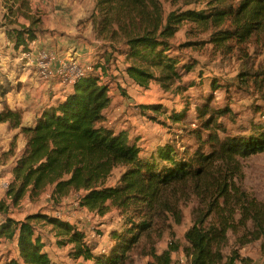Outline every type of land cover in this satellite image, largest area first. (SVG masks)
Segmentation results:
<instances>
[{
    "label": "trees",
    "instance_id": "1",
    "mask_svg": "<svg viewBox=\"0 0 264 264\" xmlns=\"http://www.w3.org/2000/svg\"><path fill=\"white\" fill-rule=\"evenodd\" d=\"M184 1L187 7L167 12L161 0H95L96 14L81 23L83 28L91 23L98 35L114 40L112 47L125 56V70L138 84L156 80L178 94L185 88L176 80L198 62H184L173 39L184 23L194 24L219 52H236L242 61L238 86L251 83L264 98V65L250 62L264 55V0ZM10 2L30 23L14 27L9 38L16 50L29 52L44 32L42 18L30 13V0ZM109 59L95 62L72 83L73 90L45 105L33 124L24 122L23 108L8 102L12 88L0 84V123L19 129L26 141L19 157L17 140L0 156V162L14 163L8 198L19 204L49 189L60 203L74 191L80 206L95 215L116 210L121 222L111 228L108 247L96 250L83 229L53 212L39 210L17 219L3 200L0 244L13 240L17 254L0 251V264H58L36 232L39 221L51 225L59 244H71L74 256L92 264H136L138 256L146 255L154 257L146 264H172L177 245L158 253L156 244L166 234L176 236L189 206L192 221L185 239L190 264H251L253 257L242 248L258 242L264 255V201L243 185L242 163L264 152V124L253 123L249 132L228 131L220 119L232 110L211 107L207 94L196 107V128L181 124L185 113L152 104L145 107L167 113L173 122L166 125L170 134L163 142L151 150L141 148L129 130L113 126L106 112L113 98L97 69L105 75ZM211 85L223 89L225 83L216 77Z\"/></svg>",
    "mask_w": 264,
    "mask_h": 264
},
{
    "label": "rangeland",
    "instance_id": "2",
    "mask_svg": "<svg viewBox=\"0 0 264 264\" xmlns=\"http://www.w3.org/2000/svg\"><path fill=\"white\" fill-rule=\"evenodd\" d=\"M81 1L88 13L83 20L96 14L95 0ZM161 1L167 12L178 7H187L184 0ZM86 28L81 29L84 35H80V39L83 41L80 46L84 49L79 52L77 47H70H73L75 53L79 55L87 70L95 62L104 61L105 58L110 57L108 71L103 75L101 82L109 84L110 94L117 101H119L117 93L121 92L126 95L125 99L127 100L124 111L116 110L113 107V100V104L108 108L109 119L116 129L124 128L129 130L131 137L138 140L141 148L151 150L158 143L163 142L170 134V129L166 125L173 122L172 119L165 112H157L152 108L145 107L152 104H161V106L168 108L170 111L177 109L180 113H185V120L181 121V124L196 128L198 127L196 107L198 106V101L207 94L210 97L211 107H229L232 110L231 115H226L220 119L224 121L228 131L234 133L249 132L253 123L264 124V98L260 95V90L251 83L247 86L245 84H242L241 87L238 86L237 74L242 64L241 59L238 58L235 51L225 54L219 52L218 47L209 43L206 34L199 32L194 24L184 23L173 39L174 48L180 54L179 57L184 59V62H198L194 71L185 70L182 73V77L176 80V85L181 84L185 88V91L179 94L174 89H165L156 80L150 81L148 85L138 84L125 70L127 65L125 56L119 54L112 47L114 40L98 35L91 26L87 25ZM196 41H198L197 44L189 46L186 44ZM1 50H5V53L0 56V61L6 60L7 69L11 73L15 69V65L13 51L7 40H1ZM81 52H85L84 56ZM89 53L93 55L90 61L87 59ZM6 55H9L10 59H7ZM105 55L110 56L107 57ZM250 62L255 67L259 66V64L264 65V55L259 56L258 53L250 58ZM28 68L34 69L32 66ZM28 68L25 64L18 63L16 75L12 79H8L13 83L6 80L7 84L12 88L16 84L14 89L17 91V97H19V92L23 88L22 85L27 83V81H19L20 75L27 71L35 74V69L33 71ZM4 71L1 72L4 73ZM102 72L99 71L100 74ZM27 75L30 78L29 72L22 76ZM201 75H203L204 81H200ZM216 77L218 80L220 79L221 83H225V85H222L223 89L213 88L211 85L212 79ZM191 83L194 85L189 86ZM63 84L65 86L73 85L68 81H64ZM64 95H61V97ZM260 108L261 110L259 111ZM155 116L157 119L154 118ZM242 163L244 172L243 185L264 201V152L254 154L242 160ZM115 180L116 176L114 175L111 183L115 182ZM78 198L79 193L73 191L68 196L63 197L60 203H55L51 196V190L48 189L39 197H24L19 204H14L12 199L6 195L0 199V204L5 200V204L9 206L10 215L15 218H25L27 214L39 210L46 212L60 211L66 216H70L74 223L86 232L87 237L96 250L107 248L110 242L109 233L111 228L118 226L121 222L118 212L111 210L104 216H90L84 210L82 211ZM190 208V206L185 208L186 217L184 222L176 227V236H168L166 234L156 244L158 253L171 248L173 244L177 245L178 248L172 252V264H180V262L181 264H190L186 253L188 242L185 239V231L192 221ZM36 232L45 241V250L49 252L58 264H92L91 260L74 256L71 253V244H59L60 238L51 225L43 221L36 222ZM169 237L173 239L170 240ZM232 246L233 243H230L227 250L229 251ZM0 251L6 255L17 254L15 242L13 240L4 241L0 244ZM242 252L253 257L254 262L251 264H264V255L260 250L259 242L243 247ZM180 257H183V261H181ZM151 259H154L152 255L138 256L136 264H146Z\"/></svg>",
    "mask_w": 264,
    "mask_h": 264
},
{
    "label": "crops",
    "instance_id": "3",
    "mask_svg": "<svg viewBox=\"0 0 264 264\" xmlns=\"http://www.w3.org/2000/svg\"><path fill=\"white\" fill-rule=\"evenodd\" d=\"M10 1L11 0H0V26H3L0 28V43L1 40H7V43L13 51L15 65V69L10 73V71L7 69L6 60L0 61V84H3V86L6 88H12L7 84L6 80L12 79L16 75L18 63L22 65L25 64L27 68L30 67L27 65V63L22 61L21 53L23 51L21 52L16 50L9 38V31H11L14 27H19L20 24H29L30 19L25 17L23 14L16 13L15 10L18 7H16L17 5H14L13 7L10 4ZM30 5V13L36 14L42 18V28L44 32H41L38 38L34 40L38 47H54L61 51H74L73 47H70L74 46V48H78L77 50L79 52L84 49L80 46V44H83V41L80 39V35H84V32L81 30L83 28V24L81 22L87 19L86 18L83 20L86 15H88V13L81 0H30ZM10 19L16 20L17 23H12ZM88 26L93 28L91 23H88ZM90 40L93 41L91 38ZM3 53H5V50L0 51V56L3 55ZM81 54L84 56L85 52H81ZM91 57H93V55H90L89 53L87 55L88 61H90ZM6 58L10 59V56L6 55ZM34 69L30 70L34 71ZM3 70H5L4 73L1 72ZM99 71L102 72L101 68L97 69L98 73ZM28 72L30 73V78L28 75L24 77L22 76L26 75ZM26 73L21 74L19 77V81H27L26 84L22 85L23 88L19 92V97H17V91L14 89L16 84H12L14 85V88H12V90L7 94L6 98L11 106L21 107L25 110L24 122L26 124H33L36 116L41 112L45 105L55 103L56 100L61 97V95L73 90V87L65 86V84H63L65 80L60 78L45 80L40 77L36 69L34 71L35 74H31L30 71H27ZM8 81L12 82L11 80ZM2 99L3 98L0 95V108L2 107ZM113 100V107L118 111H124L125 102L127 99H125V101L122 103L123 107L121 110L117 108L121 102L117 101L116 98H113ZM106 112L108 113V109ZM14 140H17L19 145V157L23 152L26 142L24 136L19 133V129H9L8 123H0V156L9 150L11 142ZM13 166V159L7 163L0 162V199L7 195V190L3 187L2 183L9 178H13ZM83 210L88 214L86 207H82V211ZM68 217L71 218L70 216Z\"/></svg>",
    "mask_w": 264,
    "mask_h": 264
},
{
    "label": "built area",
    "instance_id": "4",
    "mask_svg": "<svg viewBox=\"0 0 264 264\" xmlns=\"http://www.w3.org/2000/svg\"><path fill=\"white\" fill-rule=\"evenodd\" d=\"M21 58L22 61L30 66H33L40 77L45 80L60 78L73 83L74 81L82 78L88 71L81 62L79 55L74 51H61L54 47H38L35 41L32 42L31 50L29 52L21 53ZM100 75L103 77V72ZM117 96L121 102L117 108L121 110L123 107L122 103L125 101L126 95L121 92L117 93ZM10 182L11 178L2 183L6 190L9 188ZM87 212L90 216L95 215L93 212H89L88 210ZM53 214L74 223L71 218L60 211L54 212ZM180 259L183 261V257H180Z\"/></svg>",
    "mask_w": 264,
    "mask_h": 264
}]
</instances>
